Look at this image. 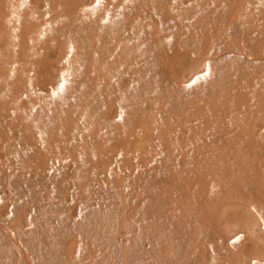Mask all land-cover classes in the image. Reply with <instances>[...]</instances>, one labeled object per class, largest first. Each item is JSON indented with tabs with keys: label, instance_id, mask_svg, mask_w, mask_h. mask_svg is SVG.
<instances>
[{
	"label": "rangeland",
	"instance_id": "obj_1",
	"mask_svg": "<svg viewBox=\"0 0 264 264\" xmlns=\"http://www.w3.org/2000/svg\"><path fill=\"white\" fill-rule=\"evenodd\" d=\"M0 264H264V0H0Z\"/></svg>",
	"mask_w": 264,
	"mask_h": 264
}]
</instances>
